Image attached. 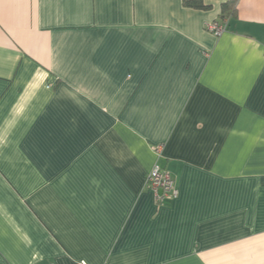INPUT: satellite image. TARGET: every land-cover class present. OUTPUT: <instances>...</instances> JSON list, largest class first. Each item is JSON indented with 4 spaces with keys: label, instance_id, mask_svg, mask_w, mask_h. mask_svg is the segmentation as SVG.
<instances>
[{
    "label": "crops",
    "instance_id": "crops-1",
    "mask_svg": "<svg viewBox=\"0 0 264 264\" xmlns=\"http://www.w3.org/2000/svg\"><path fill=\"white\" fill-rule=\"evenodd\" d=\"M184 1L0 0V264H264V0Z\"/></svg>",
    "mask_w": 264,
    "mask_h": 264
},
{
    "label": "built area",
    "instance_id": "built-area-1",
    "mask_svg": "<svg viewBox=\"0 0 264 264\" xmlns=\"http://www.w3.org/2000/svg\"><path fill=\"white\" fill-rule=\"evenodd\" d=\"M229 19H216L205 26V30L216 38L227 32ZM160 149L157 150L159 154ZM145 187L149 189L158 205L166 200L175 199L178 191L171 175L164 169L154 165L147 175ZM80 264H85L81 262Z\"/></svg>",
    "mask_w": 264,
    "mask_h": 264
},
{
    "label": "trees",
    "instance_id": "trees-1",
    "mask_svg": "<svg viewBox=\"0 0 264 264\" xmlns=\"http://www.w3.org/2000/svg\"><path fill=\"white\" fill-rule=\"evenodd\" d=\"M183 5L192 9H206L201 0H187ZM236 16V2L228 1L221 6L219 19H231Z\"/></svg>",
    "mask_w": 264,
    "mask_h": 264
}]
</instances>
